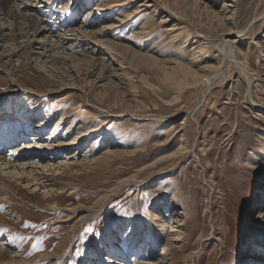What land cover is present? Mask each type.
Listing matches in <instances>:
<instances>
[{"label":"rangeland","instance_id":"rangeland-1","mask_svg":"<svg viewBox=\"0 0 264 264\" xmlns=\"http://www.w3.org/2000/svg\"><path fill=\"white\" fill-rule=\"evenodd\" d=\"M67 1L53 2L48 17L41 9L40 19L52 20ZM143 1L78 0L76 12L53 20L65 23L61 34L78 27L94 7L110 8L88 31L111 28L90 41L82 38L64 54L51 51L53 39L33 52L25 39L16 47L1 42L4 146L8 131L18 135L29 124L43 127V138L55 136L54 146L93 126L100 130L78 146L55 151L51 163L71 153L76 164L60 176L36 170L43 174H36L33 190L13 180L2 183L8 199L1 201L0 243H9L0 245V264H98L99 252L123 264H246L250 252L264 254V206L258 205L264 199V0H239L235 9L227 7L229 0H153L155 34L140 41L144 50L164 35L159 51L168 54L169 44L179 42L186 60L190 45L201 42L214 64L220 35L245 28L243 36L222 37L236 41L249 79L230 65L209 89L181 86L178 73L167 79L156 66L106 47L133 46L132 32L145 17L127 32L112 26ZM164 16L170 22L161 23ZM173 23L183 27L177 39L167 32ZM43 52L46 57L39 58ZM26 135L24 141L33 133ZM168 137L171 145L160 146ZM13 145L5 147L6 155ZM180 146L181 155L147 167ZM174 223L180 232H169Z\"/></svg>","mask_w":264,"mask_h":264},{"label":"bare ground","instance_id":"bare-ground-1","mask_svg":"<svg viewBox=\"0 0 264 264\" xmlns=\"http://www.w3.org/2000/svg\"><path fill=\"white\" fill-rule=\"evenodd\" d=\"M55 1L57 2L58 0H51V1L49 0V2H44L42 0H16V1L15 0H0V44L1 42H4L5 44L9 43V44H12L13 47H16L15 45H17V43L15 42L17 40L25 39L26 41L24 42H28V47L30 51L33 52L32 51L33 49L34 50L42 49L41 46L44 45L43 40L45 41L47 39L49 40L53 39L54 44L52 45L53 49H51V51H53L54 53H58V54L60 53L64 54L63 52L66 49L71 48L73 46V43L75 45V43L80 41L82 38H85L88 41H90V37L95 39L96 36L103 35L107 33L108 29L110 30L111 27L106 26V27H99L98 29L94 31H91L92 29L88 31V28L91 27V25L93 24V21L101 20L104 18L106 19L107 15L105 12L107 11L108 8H110L109 6L108 8H105V9L104 8L101 9L102 7L101 8L94 7L84 12L83 21L80 23L78 27L76 28L70 27L69 29L66 30L67 31L66 33L61 34V32L65 30L63 29V27H65V23L61 21H53V20H57V18L62 16L63 12L67 13L69 11H75V10L77 11L78 4L76 5V3H78V0H74V4H71L72 0L65 2L63 7L59 8L53 14L52 20L42 21V19H40L39 17L40 15L39 12L42 11L41 9H44L46 10L47 17L48 15L50 16V11L53 9L51 4H53V2ZM229 1L232 4L227 5V7H234V9L237 8L239 0H229ZM156 8H158V5L155 2H153V0L143 1L139 3L136 6V8L132 10L130 13H128L126 16L124 15V18L122 20L120 21L117 20L118 21L117 23L119 24H116L117 25L116 27L112 26L113 29L114 28L124 29L123 31L127 32L132 27L133 23H135L136 19H138L140 16L145 17L146 19L142 21L140 28L132 32L134 34L133 37L137 38V41H133L134 44L131 43L133 46L126 45V46L120 47L121 45L113 44V46L106 45V47H110V50H113V51L117 49H120V51L122 50L121 52L124 55L123 57H128L130 60L138 58V59L143 60L144 62L150 63L154 67L156 66L164 73L167 79L174 78L175 76L179 74L180 77H182V80H180L179 82L180 84H182L181 86L183 85L203 86V88L209 89L212 84H215V80H218L223 76L224 72H226L225 69L227 67H230V65L235 66L237 69H239L241 74H243L245 77H248V70H247L246 64L242 63L239 60L233 48V45H232V43L233 42L235 43L236 41L231 42L229 41L228 38L226 39L223 38L224 36L226 37L229 35L243 36L242 34L245 28L241 29L240 31H236L232 33L224 32L220 35V42H218V46H217L218 47L217 49L218 61L214 64L210 63V60L212 57H210L209 55L207 46L205 45V43L201 44V42L200 43L193 42V44L190 45L189 55L185 54V56H188L187 59L185 58L186 60H183V58L181 57L184 54L183 45H181V43L179 42L169 44L170 53L168 54L161 53L159 51L158 47L161 45H165V43H163V40L165 38L164 35H162L159 39H156L152 43L151 48L149 47V49L144 50L143 44H141L140 41L144 39H145L144 41H147V40L149 41L152 38L153 34H155V30H153L152 24L154 22L153 18L155 17L154 12ZM235 11L236 10H234V13H232V16L235 14ZM222 13H220L221 14L220 17L223 18L224 14ZM260 16L261 15L259 14L258 16L254 17L252 19V22L255 20H259L261 18ZM262 16H264V9L262 12ZM167 17L168 16L166 17L164 16L160 20V22L163 24H165L167 21L170 22V20ZM180 25H181L180 23L179 24L173 23L172 25H170V28L167 29L168 34L171 35L170 38H173V39L179 38V36L181 35V30L183 29V27H180ZM99 26H102V25H99ZM7 30L9 33L7 32ZM202 36L198 35L199 38H203ZM45 47H48V45ZM37 54L39 55V58L46 57V54L44 52L37 53ZM162 57H164L165 59ZM249 83L250 82H248V84ZM31 101H34V99L31 98ZM61 120L62 121H59L58 124L63 123V118ZM6 124H9L7 127L11 126V124L15 126V120L7 121ZM183 124H185L184 120L180 122L181 126H183ZM71 127L72 126H70V128ZM81 127L83 126H79V128ZM21 129L23 130L22 131L20 130L17 133L18 135H14V133H11V131L7 132L9 135V137L8 135L5 136L6 138L8 137L7 145H11V144H14V145L10 147L9 153L8 155H6L5 147L7 149V145L4 146L3 141H1L3 140L2 137L4 135V131H3V128L0 127V145L2 144L3 146V148L0 151V187H2L3 182L13 180L18 183L21 182L20 184L24 183L23 187H26L30 190L33 187L31 183L33 181L38 180L36 178V174L38 175V174H43V172H46L47 173L46 175L48 176L52 175L54 177H57L65 173V169L69 168V170H71L70 167L76 166L75 163L73 162L71 163V161H69V159L74 158V155L71 153L65 154L64 161H60L55 165L54 163H51V160L54 158L53 155H55V151L61 148H65V147L71 148V147L78 146L84 140L89 139L88 137L90 135L91 137H95L97 135V132H99L100 130L99 127L93 126V128L90 131H88L86 134L82 133V135H79L77 138L71 140L68 143H66L65 141H62L59 144H56L54 146V145H50V143H52L53 138L55 140V136L48 135V137H44V138L41 137L42 135L41 132L43 130V127L39 128V126L35 124H29L28 126H25L24 128H21ZM55 129L56 128L53 129L54 133L57 131V130L55 131ZM25 130H27V133L29 132L33 133V135H31V137L28 138V141H24L27 139V135H26L27 133L25 132ZM37 130H41V131H37ZM23 132L26 134H23ZM37 135H39L40 137ZM19 139L23 140L21 144H17L18 142L17 140ZM49 139H51V141L48 144H45L46 141H48ZM183 139H184V135H182V140ZM171 143H172V139L168 137L160 144V146L168 147L169 145H171ZM183 149L184 148L180 146L178 149H176L171 154L165 157H161L151 162L147 167H153L156 165V163H158L161 160L168 159L170 157L179 156L182 154L181 150ZM102 159L107 161V158H102ZM67 161H69V163ZM99 161H101V159H99L98 162ZM36 170H42L43 172L39 173L40 171L36 172ZM43 193H45L46 195L48 192L44 191ZM7 199L8 198L6 196H2V190L0 188V208H2L1 201L4 202ZM258 205L259 207H263L264 199H261L260 201H258ZM0 219H1V216H0ZM70 219H73V218H70ZM81 221H83L82 217L78 220V222H81ZM175 224L177 223L173 224L172 229H170L169 232H180L178 227ZM159 226L161 230L163 231L164 229L163 226L161 225ZM152 228H156V227H152ZM129 234L130 235L132 234L130 230H129ZM128 238H130V236ZM172 241L174 242L176 240L172 239ZM8 243H9L8 241H5V242L2 241L0 245H5V244L8 245ZM163 252L166 253L167 248L164 249ZM101 254L102 252H99L100 258L96 257L98 264H109V263L123 264L121 262H118L117 258L116 259L113 257L103 258ZM17 256H20V255H15L14 257H17ZM246 260H247L246 264H249V263L264 264V254H260L259 252L257 253L253 251L247 255ZM142 264H165V263H163V260L160 259L157 263L151 260H148Z\"/></svg>","mask_w":264,"mask_h":264}]
</instances>
